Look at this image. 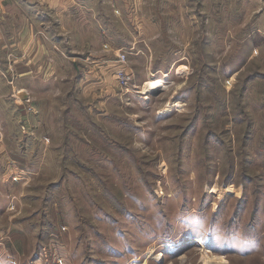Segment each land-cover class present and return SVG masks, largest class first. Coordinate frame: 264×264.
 <instances>
[{
  "label": "rangeland",
  "instance_id": "rangeland-1",
  "mask_svg": "<svg viewBox=\"0 0 264 264\" xmlns=\"http://www.w3.org/2000/svg\"><path fill=\"white\" fill-rule=\"evenodd\" d=\"M238 2L245 31L234 1L189 0L187 43L119 49L128 88L108 75L90 96L66 31L96 32L39 4L40 71L19 47L0 59V264H264V0Z\"/></svg>",
  "mask_w": 264,
  "mask_h": 264
},
{
  "label": "crops",
  "instance_id": "crops-1",
  "mask_svg": "<svg viewBox=\"0 0 264 264\" xmlns=\"http://www.w3.org/2000/svg\"><path fill=\"white\" fill-rule=\"evenodd\" d=\"M22 1L25 2H23V7H21L19 19L21 22L23 21V24L20 22L17 25L15 20L7 25L8 18L13 16V14L17 16V13L11 11V7L6 6V0H0V59H5L9 49L19 47L21 49L20 52L23 54L19 59H31V61L35 59L37 68L40 71V63L42 64L43 59L48 58L45 53H47L49 45L40 34L44 27V24H42L43 18H39V20L36 16H38V11H41L42 14L44 6L39 7V4L45 5L48 11L46 13L47 16L50 14L51 17L56 18L60 25L64 18H67L69 24L75 23L76 19L83 26L91 24L96 34H93L90 39L87 35L77 36L74 34L70 25L66 31L68 34L66 40L73 50L81 51L83 48L88 50L84 59L74 61L75 64L80 62L81 69H83L79 81L80 84L84 83V91H89L87 93L88 96L94 90L95 85L92 86V84L96 82L93 81L100 80L104 76L106 79L110 75L113 83H116L114 73L118 68H115L113 59L117 57L119 51H122L119 49H136L137 53H142L141 48L146 45L147 41L152 39L162 40L159 37L160 32L178 33L180 44L185 41L187 43L183 33L188 31L186 26L189 20L191 21V26L196 25L198 27V21L195 20V16L196 10L200 11L198 4H194L193 7L188 4L189 0H102L109 3V11L104 15H95V10L92 8H79L81 3L79 4L76 0ZM193 1L200 2L201 7L207 6L218 10L220 0ZM229 1L236 3L234 5L236 10L234 14L242 16L243 20L235 23L234 27L229 28L228 31H241L242 29V31H245V26L249 22L248 16L252 14L251 6L250 9H244L238 0ZM242 1L245 3V1L249 0ZM107 2L100 3L105 4ZM158 17L162 18L158 19ZM211 17H214V13H212ZM18 28L21 31L18 38L14 39L13 36L7 34L8 32L16 33ZM256 28L255 31H258L259 27L256 26ZM214 30V28L211 29V31ZM218 30L217 28L216 31ZM248 31H251V29L249 28ZM171 37L168 35L170 39L167 40L169 46H176L175 43L171 42ZM25 68L27 70V67ZM32 72H25V76ZM41 74L44 73L41 71ZM101 88L100 90L103 91ZM107 92L105 91V93Z\"/></svg>",
  "mask_w": 264,
  "mask_h": 264
},
{
  "label": "built area",
  "instance_id": "built-area-1",
  "mask_svg": "<svg viewBox=\"0 0 264 264\" xmlns=\"http://www.w3.org/2000/svg\"><path fill=\"white\" fill-rule=\"evenodd\" d=\"M127 53L125 51H119L117 55V62L121 65L120 68H118L117 71H115L116 79H117V85L122 89H127L129 85L130 77L128 73L124 70V66L127 63ZM21 100H24L23 97ZM30 110V108H29Z\"/></svg>",
  "mask_w": 264,
  "mask_h": 264
},
{
  "label": "bare ground",
  "instance_id": "bare-ground-1",
  "mask_svg": "<svg viewBox=\"0 0 264 264\" xmlns=\"http://www.w3.org/2000/svg\"><path fill=\"white\" fill-rule=\"evenodd\" d=\"M158 82L154 83L153 85H156ZM234 189L232 187H228L226 191H233Z\"/></svg>",
  "mask_w": 264,
  "mask_h": 264
}]
</instances>
